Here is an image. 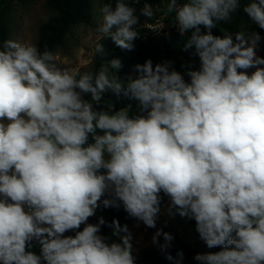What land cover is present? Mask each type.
<instances>
[{"label":"clouds","instance_id":"obj_1","mask_svg":"<svg viewBox=\"0 0 264 264\" xmlns=\"http://www.w3.org/2000/svg\"><path fill=\"white\" fill-rule=\"evenodd\" d=\"M95 2L91 68L0 39V264H136L127 224L90 222L120 207L156 229L170 264H184L183 250L169 251L174 236L156 228L161 194L170 217L193 219L219 249L196 253L197 264H264V37L253 27L213 33L241 11L264 30V0ZM157 12L188 36L199 67L147 59L121 75L105 41L134 50L141 18L165 27Z\"/></svg>","mask_w":264,"mask_h":264},{"label":"trees","instance_id":"obj_2","mask_svg":"<svg viewBox=\"0 0 264 264\" xmlns=\"http://www.w3.org/2000/svg\"><path fill=\"white\" fill-rule=\"evenodd\" d=\"M33 0H0V39L11 38V16L14 10V5L27 4ZM144 2H149L154 8L163 7L167 0H141L140 5ZM93 0H46L48 8L55 12V15L48 19L39 28L38 46L43 50L45 46L55 51L61 46L65 37L71 29L80 24H89L91 20ZM152 22L145 23L141 18V28L139 29L140 38L135 40V48L132 51L122 50L116 47L112 42L105 41L108 50V58H119L122 61L123 69L121 75L132 73L136 64H143L147 59H151L153 64L172 61L173 67L178 71H185L186 66L192 68L199 67V58L194 54V49L185 50V44L188 36H181L175 27L163 35H156L148 25ZM253 27V30L259 31L264 36V30L252 26L243 12L234 15L231 22H222L213 33L220 35L224 31H239ZM261 56H264V44L261 48ZM98 58L96 63L98 64ZM108 98L116 103L117 107L128 103L126 99H118L111 93ZM135 108V105H133ZM163 197L164 195L161 194ZM162 203V202H161ZM104 217L107 223H111L113 219H118L121 225H129L134 219L129 217L123 207L117 208H101L97 211L95 217L90 218L91 223H96L99 217ZM195 224V223H194ZM196 228V225H195ZM102 234L110 236L111 229L102 226ZM196 234L198 232L196 231ZM163 243V242H162ZM39 244L32 242V247ZM177 250H183L185 253H192L191 248L179 237L174 238L172 247L169 251L175 255ZM168 261L159 250L158 246H153L141 255L136 257V264H165Z\"/></svg>","mask_w":264,"mask_h":264},{"label":"rangeland","instance_id":"obj_3","mask_svg":"<svg viewBox=\"0 0 264 264\" xmlns=\"http://www.w3.org/2000/svg\"><path fill=\"white\" fill-rule=\"evenodd\" d=\"M100 3L93 0L91 10V20L89 24H80L71 29L61 46L54 52L57 54L58 61L66 65H80L82 70L91 68L92 57L90 55L91 48L96 40L95 26L99 19ZM55 12L47 7L46 0H33L27 4L14 5L11 16V39L21 42H31L38 44L39 28L48 19L53 17ZM157 19L165 22V27L160 31H153L156 35H163L170 32L173 27L169 26V22L164 20L163 13L157 12ZM154 22L150 23L149 28ZM264 37L263 35H261ZM264 40L261 41L258 54L261 55V48ZM161 213L156 228H162L165 232L171 233L174 238H181L192 250V253L184 252V264H197L193 256L199 252H215L218 248L209 249L206 244L196 234L195 221L193 219L182 218L178 214L170 217L168 208L170 202L166 196L161 199ZM175 211V210H173ZM134 219L129 225V229L133 234V255L138 257L147 249L155 246L152 243V236L156 229L146 228L142 223ZM112 240H118L117 237L110 236ZM163 242V238H160ZM32 251L39 253V246L31 247ZM165 264H170L168 261Z\"/></svg>","mask_w":264,"mask_h":264},{"label":"built area","instance_id":"obj_4","mask_svg":"<svg viewBox=\"0 0 264 264\" xmlns=\"http://www.w3.org/2000/svg\"><path fill=\"white\" fill-rule=\"evenodd\" d=\"M150 25H148V28H149Z\"/></svg>","mask_w":264,"mask_h":264}]
</instances>
